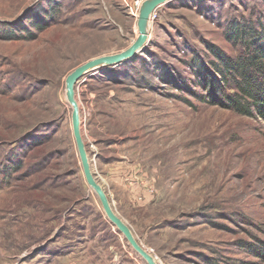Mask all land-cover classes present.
<instances>
[{
	"label": "rangeland",
	"instance_id": "374dc122",
	"mask_svg": "<svg viewBox=\"0 0 264 264\" xmlns=\"http://www.w3.org/2000/svg\"><path fill=\"white\" fill-rule=\"evenodd\" d=\"M135 1L0 0V264H147L85 180L65 96L137 37ZM154 11L140 50L75 84L91 171L158 264H264V118L211 85L214 50L241 49L226 24L264 33V0Z\"/></svg>",
	"mask_w": 264,
	"mask_h": 264
},
{
	"label": "trees",
	"instance_id": "16d2710c",
	"mask_svg": "<svg viewBox=\"0 0 264 264\" xmlns=\"http://www.w3.org/2000/svg\"><path fill=\"white\" fill-rule=\"evenodd\" d=\"M225 29L226 37L241 49L235 56L214 50L217 61L211 64L219 79L211 85L221 93L223 88L232 90L222 94L227 108L246 116L256 112L264 118V33L244 18L230 20Z\"/></svg>",
	"mask_w": 264,
	"mask_h": 264
},
{
	"label": "water",
	"instance_id": "95a60500",
	"mask_svg": "<svg viewBox=\"0 0 264 264\" xmlns=\"http://www.w3.org/2000/svg\"><path fill=\"white\" fill-rule=\"evenodd\" d=\"M170 0H143L139 6L138 18H137V29L138 35L132 41V43L124 50L111 54L98 56L75 67L65 79V96L68 105L71 109V124L73 137L76 143L77 151L80 157L81 166L85 180L91 190H93L101 206L113 225L123 234L129 245L138 253L147 264H158L153 256L143 248L137 240L134 238L133 233L129 226L113 211L107 195L103 187L96 180L94 174L91 171L90 162L86 152L85 144L81 134V117L79 112V106L75 97V84L78 80L87 72L100 68L105 65H111L119 63L132 57L138 50H140L146 43L149 35L148 22L150 20L151 13L160 5Z\"/></svg>",
	"mask_w": 264,
	"mask_h": 264
},
{
	"label": "built area",
	"instance_id": "2783aa9c",
	"mask_svg": "<svg viewBox=\"0 0 264 264\" xmlns=\"http://www.w3.org/2000/svg\"><path fill=\"white\" fill-rule=\"evenodd\" d=\"M142 1H143V0H136V1H135L136 7H139ZM154 17H155V11H153V12L151 13V15H150V20H152Z\"/></svg>",
	"mask_w": 264,
	"mask_h": 264
},
{
	"label": "bare ground",
	"instance_id": "6f19581e",
	"mask_svg": "<svg viewBox=\"0 0 264 264\" xmlns=\"http://www.w3.org/2000/svg\"><path fill=\"white\" fill-rule=\"evenodd\" d=\"M148 27H149V22H148Z\"/></svg>",
	"mask_w": 264,
	"mask_h": 264
}]
</instances>
